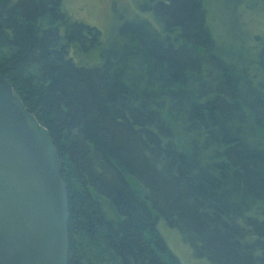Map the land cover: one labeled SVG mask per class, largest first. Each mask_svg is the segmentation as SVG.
Returning <instances> with one entry per match:
<instances>
[{
    "label": "trees",
    "instance_id": "1",
    "mask_svg": "<svg viewBox=\"0 0 264 264\" xmlns=\"http://www.w3.org/2000/svg\"><path fill=\"white\" fill-rule=\"evenodd\" d=\"M62 4L0 0V74L57 146L68 264H181L160 218L211 264H264V81L204 1L140 0L153 18L105 40Z\"/></svg>",
    "mask_w": 264,
    "mask_h": 264
},
{
    "label": "water",
    "instance_id": "2",
    "mask_svg": "<svg viewBox=\"0 0 264 264\" xmlns=\"http://www.w3.org/2000/svg\"><path fill=\"white\" fill-rule=\"evenodd\" d=\"M61 170L49 130L0 74V264H68Z\"/></svg>",
    "mask_w": 264,
    "mask_h": 264
},
{
    "label": "rangeland",
    "instance_id": "3",
    "mask_svg": "<svg viewBox=\"0 0 264 264\" xmlns=\"http://www.w3.org/2000/svg\"><path fill=\"white\" fill-rule=\"evenodd\" d=\"M207 22L215 35L218 51L234 60L264 81V0H202ZM140 0H63L62 7L72 18L96 26L104 40L128 20L140 16L153 18L142 12ZM263 62V63H262ZM158 228L168 246L180 258L181 264H211L210 260L194 255L177 228L170 227L163 218Z\"/></svg>",
    "mask_w": 264,
    "mask_h": 264
}]
</instances>
